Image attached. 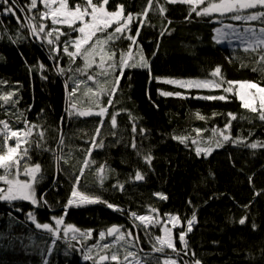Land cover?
Returning <instances> with one entry per match:
<instances>
[{
	"label": "trees",
	"instance_id": "1",
	"mask_svg": "<svg viewBox=\"0 0 264 264\" xmlns=\"http://www.w3.org/2000/svg\"><path fill=\"white\" fill-rule=\"evenodd\" d=\"M15 2L20 7L29 0ZM75 3L82 4L83 0H69L70 7ZM120 3L125 5L127 15L142 12L147 0H109L108 10H115V5ZM160 3L167 11L163 15L149 11L135 45V49H142L150 68L123 70L115 94L100 96L101 107L108 108L103 117L80 116L70 108L72 102L82 109L88 107L85 97L88 90L79 81L88 82L91 85L88 89L94 93L96 89L92 86L95 80L87 79L90 75L87 70L76 71L84 67L82 58L78 56L75 63H70L63 53L67 37H60L61 50L57 54L46 39L34 36L30 28L23 27L28 23L24 14L16 12L19 23L10 14H0V81L4 82L0 83V95L15 92L13 99L18 101L15 104L0 101V120H7L13 131L26 130L32 124L40 126L33 129L27 162L30 166L41 165L35 185L39 204L0 201V264H43L45 260L48 264H94L84 256L93 245L97 246L93 251L95 256L103 243L113 242L110 237L99 238V232L112 225L131 229L134 237L139 236V247L129 250L142 257L151 253L146 257L148 264H162L161 260L169 257H175L180 264H194L196 260L201 264H264V147L246 146L257 141L264 143V121L257 113L244 109L235 93L227 94L226 101L206 100L201 97L225 93L222 89H186L161 80L163 77L210 78L219 66L225 80L252 81L264 87V63L259 62L264 50L223 46L213 39L219 23H234V20L218 14L196 16L195 13L186 19L188 5L166 4L164 0ZM4 7L0 3V12ZM152 7H156L155 2ZM215 18L223 20L217 23ZM38 20L37 17L35 22ZM47 22L49 28L53 27ZM251 23L264 27L260 21ZM138 26L139 21L134 20L133 36ZM56 27L71 31L67 26ZM76 35L71 32L72 38ZM118 41L112 45L119 50L117 57L120 51L127 53L130 43L122 38L115 45ZM41 64L43 69L39 67ZM58 68L65 71L61 73ZM115 75H119L118 69ZM114 78L113 75L98 77L105 88L111 86ZM73 88L76 92L70 97ZM163 92H179L181 96H164ZM109 99H112L110 106ZM114 113H119L116 127L111 125ZM197 113L205 119H199ZM228 113H233L236 119L231 120L226 134L242 143L229 140L222 147H216L215 142L222 137L214 135L213 130L224 128L230 119ZM196 129L201 130L199 134ZM39 130L45 135L37 147ZM175 137L189 140L182 143ZM192 140L197 144L191 143ZM94 142L103 146L95 147ZM8 144L13 145V141L9 140ZM200 145L214 150L208 155H197L195 148ZM146 155L152 156L151 164L145 162ZM57 156L64 158L59 168ZM85 159L95 163L84 170L79 190L118 205L121 211L96 203L69 207L65 215L64 206L73 180ZM100 165L106 169L102 185L96 174ZM137 171L144 175V180L133 179ZM117 182L124 184L123 191L114 187ZM156 193H162L167 199H161ZM150 208L158 209L161 217L168 213L179 215L183 226L196 215L192 231L186 234L187 248L178 238L181 227L175 231L178 255L170 249L165 253L152 252L151 241L161 235V227L150 226L146 231L145 227L138 226V221L133 222L131 212L144 215ZM29 212L35 215L36 222L52 225L55 221L51 217L63 215V227L72 224L82 232L92 229V236L72 240L70 233L68 237L62 235L56 239L45 230L37 229L28 217ZM245 217V223L240 224ZM123 254L124 248H120L121 258Z\"/></svg>",
	"mask_w": 264,
	"mask_h": 264
},
{
	"label": "snow or ice",
	"instance_id": "2",
	"mask_svg": "<svg viewBox=\"0 0 264 264\" xmlns=\"http://www.w3.org/2000/svg\"><path fill=\"white\" fill-rule=\"evenodd\" d=\"M155 2L156 7L153 9V3ZM166 4H186L189 6V12L187 18H191L192 13L196 16H212L213 14H218L220 17H227L234 21H260L264 23V0H164ZM0 3L6 5L0 14L2 15H12L16 18L17 22H20V17L16 16V12L25 15V19L28 21L23 27L30 28L34 36H41L42 33L48 38L47 43L52 46L53 51L59 54L61 50V45L58 43L61 36L67 37L63 42L62 51L69 57L70 63H75V59L79 56L84 61L83 68H77V72H84L88 69L93 68V65L97 66V71L99 76L109 77L113 74V71L119 69V75H115L111 86L105 88L100 86L94 93L96 101H99L100 96L105 93L110 97L115 94L118 88L120 77L123 75V70L125 68H150L147 59L142 54L138 58H134L132 55V47L137 44V37L140 34V27L147 21L149 11H156L163 15L167 10L160 0H147V4L142 12L133 14L129 12L125 15V5L120 3L115 5V10L109 11L108 5L109 0H83V3H75L72 7L69 6V0H39V3L43 7V11L37 8L38 0H29V3L20 7H17L15 0H0ZM202 6V7H201ZM25 8H27V13H25ZM36 9L37 14L31 15L32 11ZM253 9H259L257 11H248ZM37 17L39 18L38 22ZM50 20L53 27L49 28L47 24L43 23L44 20ZM134 20L139 21V26L137 27L136 35L131 34V24ZM171 24V21H168ZM56 26H67L71 31L64 32L61 27ZM46 28L48 29L47 31ZM112 29L111 32L108 29ZM225 29H231L232 33L225 31ZM216 35L213 37L217 43L222 42L223 39L227 38L230 34H235L237 39L242 40L247 44L245 50L251 49L256 51L257 49L264 50V27L259 29H254L247 27L242 32H237L234 25L228 24L224 25L222 28L214 29ZM71 32L77 33L75 38L71 37ZM126 39L129 43V49L127 53L120 51L119 59H117L116 48L112 47L115 41L120 39ZM73 49L70 51L69 49ZM55 58V57H54ZM98 58V59H97ZM259 62L264 63V54L259 55ZM41 69L44 65H39ZM69 71L72 69L69 68ZM58 71L63 73L65 70L63 68H58ZM211 76L215 79H203V80H175L167 79L165 82L172 85H179L182 88H209V89H222L225 93L224 95L214 96H204L201 97L206 100H221L226 101L228 99L227 94L233 93V86H239V100L241 101V106L244 109L250 110L252 113H257L261 121H264V87L260 84L252 81H231L225 80L221 75V68L217 66L211 73ZM88 80H97L98 76L96 74H91L87 76ZM160 79V78H156ZM0 83H4L0 81ZM80 84H84L85 81H79ZM227 85V86H225ZM79 87V85H77ZM92 92V89H88ZM76 88H73L69 96H74ZM164 96H181V93L176 92H163ZM15 92H8L0 95V101L4 104H15L18 101L14 100ZM258 101V106H257ZM112 104V99L108 100V106ZM71 109L76 108L75 102L70 104ZM108 112L107 106L101 107L96 115L103 117ZM70 115L73 113H69ZM80 116L93 115L91 111H79ZM117 115L119 113H114L111 115V125L113 127L117 126ZM213 115H216L213 113ZM230 119L225 124L223 129H214L213 134L222 137V140L216 141V147H222L224 142L232 140L229 135L225 134L227 129L231 127V120L236 119L233 113L227 114ZM23 114H21V117ZM21 117H17L20 119ZM197 117L201 120L205 119L204 116L197 113ZM25 125H28V121H24ZM101 126L103 125V120L100 121ZM33 129H40L39 125L32 124L27 126L25 129H17L13 131L7 120H0V182H3V186H0V201H29L32 205H37L41 201L36 198L35 185L38 181V174L41 172V165L36 163L34 165H29L27 162L30 157L28 156L29 149L31 147V136L33 134ZM99 127L96 129V133L99 134ZM133 127V131H135ZM142 132L144 130H141ZM200 129H196L199 134ZM36 135L40 137V140L36 141V146H41V141L45 135L43 130L36 132ZM182 143H186L188 137H175ZM12 140L13 145H9L8 141ZM61 143H63V138L61 137ZM233 143H242L240 139L232 140ZM191 143L197 144L196 140H192ZM27 145V146H25ZM95 147H102V143L97 145L94 142ZM252 149L257 147H264V143L259 141L253 142L246 145ZM133 148L136 145L133 143ZM214 149L211 147L201 148L197 146L195 148L196 154L200 155L204 153L206 155L211 154ZM91 150H89L88 155L90 156ZM145 162L151 164L152 156L146 155L143 157ZM62 156H57V167L59 168V162L63 160ZM24 161L22 164L21 162ZM67 163V161H64ZM95 161H89L85 159L83 161L82 167L79 170V175L75 176L73 180V185L70 191V196L64 206L65 215L69 207H80L89 204L103 203L108 208L114 209L116 211H121L118 205H113L108 203V201L103 200L100 196L86 194L79 190L80 180L84 174V170L88 168ZM23 169V172H21ZM23 174L24 179L19 177ZM96 174L99 183L102 185L104 179L106 178V169L104 165H100L96 169ZM135 181L144 180V175L137 171L133 177ZM120 191L124 190V184L117 182L114 185ZM161 199H167L162 193H156ZM47 204V201H43ZM158 209L150 208L148 215H138L136 212H131V217L133 222L139 221L138 226L145 227L147 231L148 226L159 225L162 228V235L155 236L151 241L152 252L155 253H165L166 249H170L173 253L179 254L176 249L175 239L173 236L172 228L180 225L181 231L179 233V241L187 248V241L185 239L186 232H191L193 229V224L196 222L197 217L195 214L192 215L191 219L186 221V232L183 230V225L180 223L179 215L173 216L168 213L165 214L167 220L165 221L162 217L154 216L152 214L158 213ZM28 217L35 223L37 229L45 230L50 233L56 239H60L61 236L68 237L71 233V239L76 240L79 236L81 240L90 238L92 236L93 230L88 229L83 232L81 229L77 228L72 224H67L63 230H61L60 225L64 224V216L59 217L53 216L51 219L55 221L56 227L50 223H39L36 222V217L32 212L28 213ZM247 218H242L239 223L244 224ZM172 224V228L168 227V224ZM108 237H113L112 243H103L100 246L99 251L96 255H93L96 245H93L88 249L87 254H85L84 259L93 261L94 264H105V262H116V264H148L146 257L151 255V253H145L144 256H139L137 252L130 251L129 248H138L139 245L137 241L139 236H133L131 229L122 230V226L112 225L105 231L99 232V238L101 240H106ZM56 239L52 240L55 244ZM120 248H124V254L121 258ZM194 255V253H193ZM131 257V259H129ZM43 264H48V261H43ZM162 264H177L176 260L170 257L164 259ZM194 264H201L199 260L194 261Z\"/></svg>",
	"mask_w": 264,
	"mask_h": 264
},
{
	"label": "rangeland",
	"instance_id": "3",
	"mask_svg": "<svg viewBox=\"0 0 264 264\" xmlns=\"http://www.w3.org/2000/svg\"><path fill=\"white\" fill-rule=\"evenodd\" d=\"M37 8H38L40 11H43V7H42V5L39 3V0H38ZM248 11H252V10H248ZM36 14H37V10L34 9V10L32 11V14H31V15H36ZM38 19H39V18H38ZM215 19H216V20H214V21L217 22V23H219V21H222V20H223L222 18H219V19L215 18ZM47 21H48V20L46 19V20L43 21V23H45V24L48 25V22H47ZM49 21H50V20H49ZM34 22H35V21H34ZM251 22H252V21H243V20H241V21H234V23H230V22L219 23V24L216 26V28H222L224 25L231 24V25H234V26H235V29H236L237 32H242V31H244V29L247 28V27H251V28H254V29H259L260 27H262V26H258V25H256V24H253V23H251ZM52 26H53V25H52ZM216 28H215V29H216ZM47 30H48V29L46 28L45 31H47ZM108 31L111 32L112 30H108ZM225 31H228L229 33H232V30H231V29H225ZM215 35H216V33H215ZM40 37H42V38H44V39H46V40L48 39V38L45 36L44 33H42ZM117 41H118V40H117ZM117 41H115V42H117ZM119 41H120V40H119ZM119 41H118V43L115 44V45H118V44H119ZM218 44L223 45V46H228V47H242V48H247V44H246L245 42H242V40L237 39L235 34H230L227 38L223 39L222 42H220V43H218ZM112 45L114 46V44H112ZM113 46H112V47H113ZM135 48H136L135 45H133V47H132V55H133L134 58H138L139 55L141 54V52H140V49H135ZM117 53H118V52H117ZM142 54H143V56L146 58V56H145V54L143 53V51H142ZM97 59H98V58H97ZM117 59H119V57H117ZM146 59H147V58H146ZM83 62H84V61H83ZM136 68H143V67H136ZM118 70H119V69H118ZM87 71L89 72L90 75H91V74H96L99 78L104 77V76H99V75H98V71H97V66H96V65H93V68L88 69ZM116 71H117V69L113 71V74H112L113 76H115ZM104 78H106V77H104ZM167 79H175V80H203V79H215V78H213V77H210V78H172V77H163V78H161V80H163V81H166ZM101 80H102V79H97V80H95L94 84H92V86L95 87L96 90H97V88H98L99 86L102 85V84H100V83H102ZM90 86H91V85H90L88 82H85L84 85H83V88L88 90V88H90ZM176 86L180 87L179 85H176ZM225 86H227V85H225ZM190 89H196V88H190ZM201 89H209V88H201ZM93 93H94V91H92V92L87 91L85 97H86V102H87V106H88V107H85V108L82 109V107L77 106V107L75 108V110H76L77 112H79V111H91V112H93V113L95 114V113H98V112L100 111L99 109H100V107H101V101H96V99H94V97H93ZM233 93H235V94L237 95V97L239 98V86H238V85H234V86H233ZM76 99H77V97H76ZM99 100H100V99H99ZM97 106H99V107L97 108ZM257 106H258V101H257ZM95 109H96V110H95ZM226 133H227V130L225 131V134H226ZM226 135H227V134H226ZM199 147H201V148H205L206 146H201V145H200ZM21 172H23V170H21ZM19 178H20V179H24L23 174H21V176H20ZM37 199H38V198H37ZM148 214H149V213L144 214V215H148ZM152 215H154V216H158V217H161L158 213H155V214H152ZM172 215L175 216V214H172ZM162 218H163L165 221L167 220V217H166V216H164V217H162ZM138 222H139V221H138ZM139 223H140V222H139ZM180 223L183 225L181 219H180ZM53 226L56 227V224H54ZM154 226H156V225H154ZM148 227H150V226H148ZM168 227L172 228V224L169 223V224H168ZM60 228L63 230V228H64L63 225H60ZM178 228H180V225H177V227L172 228V232H173L174 239H175V231H176V229L178 230ZM183 228H184V231L186 232V226H184ZM179 232H180V231H179ZM162 234H163V233H162V228H161V235H162ZM186 234H187V232H186ZM185 239H186V237H185ZM175 243H176V239H175ZM170 258L173 259V260H176V261H177V264H180L179 260L176 259L175 257H170ZM163 260H164V258H163L161 261L163 262Z\"/></svg>",
	"mask_w": 264,
	"mask_h": 264
},
{
	"label": "water",
	"instance_id": "4",
	"mask_svg": "<svg viewBox=\"0 0 264 264\" xmlns=\"http://www.w3.org/2000/svg\"><path fill=\"white\" fill-rule=\"evenodd\" d=\"M119 226V225H118ZM110 238H113V237H110Z\"/></svg>",
	"mask_w": 264,
	"mask_h": 264
}]
</instances>
